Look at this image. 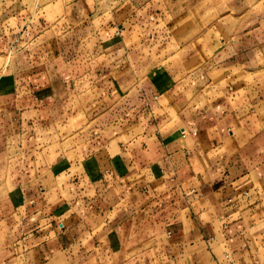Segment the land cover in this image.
Masks as SVG:
<instances>
[{
  "label": "crops",
  "instance_id": "1",
  "mask_svg": "<svg viewBox=\"0 0 264 264\" xmlns=\"http://www.w3.org/2000/svg\"><path fill=\"white\" fill-rule=\"evenodd\" d=\"M192 7L165 0L148 17ZM65 18L108 122L74 161L10 189L0 264H264V26L214 22L163 54L138 23ZM5 69L0 97L61 104L58 80L31 94Z\"/></svg>",
  "mask_w": 264,
  "mask_h": 264
},
{
  "label": "rangeland",
  "instance_id": "2",
  "mask_svg": "<svg viewBox=\"0 0 264 264\" xmlns=\"http://www.w3.org/2000/svg\"><path fill=\"white\" fill-rule=\"evenodd\" d=\"M163 1L0 0V65L6 63L4 72L13 69L18 77L26 76L22 82L29 83L31 94L40 82H52L56 87L58 80L55 99L62 100L55 104L48 99L38 105L20 92L16 102L14 96L0 97V131L9 135L7 148L0 150V243L8 235V196L18 194L11 192L14 185L37 178L42 170L47 175L43 167L60 157L74 161L91 133L108 122L102 108L108 91L101 79L87 74L86 47L73 39L70 26L63 24L67 23L65 17L80 14L96 24L105 20L111 27L138 23L145 36L161 35L154 41L158 45L151 43L149 49L159 48L163 54L175 51L178 40L197 37L214 22L230 29L264 26V0H188L194 7L176 19L148 17L160 12ZM171 21L172 26L167 27ZM32 75L40 77L37 83ZM3 257L6 255L0 259Z\"/></svg>",
  "mask_w": 264,
  "mask_h": 264
}]
</instances>
